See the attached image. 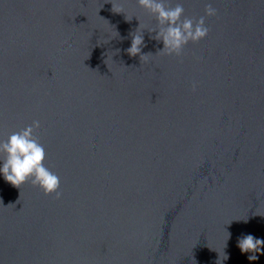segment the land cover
I'll return each mask as SVG.
<instances>
[{"label":"water","instance_id":"water-1","mask_svg":"<svg viewBox=\"0 0 264 264\" xmlns=\"http://www.w3.org/2000/svg\"><path fill=\"white\" fill-rule=\"evenodd\" d=\"M165 2L216 9L179 57L137 0H0V141L39 121L61 192L0 174V264H264V0Z\"/></svg>","mask_w":264,"mask_h":264},{"label":"clouds","instance_id":"clouds-1","mask_svg":"<svg viewBox=\"0 0 264 264\" xmlns=\"http://www.w3.org/2000/svg\"><path fill=\"white\" fill-rule=\"evenodd\" d=\"M137 5L148 11L156 20V26L148 31L155 32L153 38L163 43V48L157 53L177 57L181 56L189 42L198 43L208 35L209 28L205 25V18L216 15V9L211 4H205V14L198 19L185 16L184 7L180 3L171 5L165 0H137ZM115 12L122 13V10L118 9ZM125 19L127 20L126 17ZM137 29L131 34V46L126 52L131 57L139 55L141 61L152 54H141L144 46L143 31ZM39 128L40 122L34 120L23 129L12 132L6 140L0 141V153L3 154L0 160L2 162L0 174H3L4 179L13 187L19 188L21 184L30 182L44 195L55 193L54 198L59 199L60 178L44 164L45 147L34 134ZM261 245H264V239H257L252 235L243 236L237 244L242 254L253 253L247 257L249 261L258 259L257 254L261 253ZM224 259H227L226 255Z\"/></svg>","mask_w":264,"mask_h":264}]
</instances>
